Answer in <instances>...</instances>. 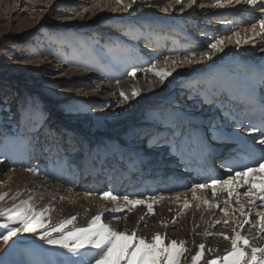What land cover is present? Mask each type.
Masks as SVG:
<instances>
[{
  "label": "rangeland",
  "instance_id": "1",
  "mask_svg": "<svg viewBox=\"0 0 264 264\" xmlns=\"http://www.w3.org/2000/svg\"><path fill=\"white\" fill-rule=\"evenodd\" d=\"M159 1L139 0V3H133L132 0H123L122 4H117L116 0H0V187L7 180V170L27 171L29 168L38 172L48 168L63 182H68L69 178L70 187H82L85 176L82 175L84 167L81 166L85 164H79L83 158L75 160L71 157L75 151L86 153L88 158L90 156L88 170H92L91 165L100 160L103 161L102 165L107 164L109 151L118 154L119 161H132V155L140 153L141 147L144 148V143L148 142L151 126L169 127L170 122L166 119L168 114H176L174 111L180 110L189 114L191 120H196L202 106L197 104L191 108L187 103L192 101H186L188 97L200 100L193 94L192 83L196 81L195 78L183 86L180 78L172 80L168 92L171 93L170 98L163 102L150 101L140 87L135 89L139 95L133 96L131 88L148 81L151 83L150 79L153 78L151 74L145 75L144 69H149L153 62L157 67L159 61L172 56L166 52L170 49L166 42H172L173 38L165 37L163 42L166 44L162 50L154 47L157 43L155 39L171 36L170 31L173 30L178 32L175 26L192 33L191 29L196 26L186 27L175 20L184 11L196 8L199 13L194 21L200 26L193 31L196 37L193 44L199 49L216 39L224 41V50L228 44L233 45V50L237 49L240 46L236 43L237 28L226 29L223 21L205 18L201 11L208 8L206 5L209 2L196 0L188 7V0H182L180 4H175L174 0ZM170 3L172 7L165 12L163 9ZM129 4L131 7H127ZM153 16L164 17L172 23L162 26L160 20L152 19ZM218 16L222 19L224 15ZM140 33L146 36L142 37ZM232 35L235 41L230 43L225 38ZM187 38L194 39L191 36ZM183 39L180 37L185 43ZM171 45L175 47L176 44ZM201 50L208 48L202 47ZM254 50L252 53L259 56ZM177 51L181 54L179 51L183 50ZM236 52L234 50L233 53ZM133 68L141 71L131 76L128 73ZM63 69L77 70L91 76V79L82 83ZM117 81H128L129 94L120 88ZM202 82L197 81L199 87L205 85ZM103 85L115 86L109 98L103 92ZM85 91L88 95H83ZM121 91L128 97L127 100L120 95ZM118 105H127V108L122 111ZM177 123L172 125L177 126ZM15 140L24 141L28 152L12 153L15 145L11 142ZM8 143H11V148L7 146ZM59 150L70 153L60 155L57 154ZM51 156L54 157L53 162H50ZM143 158L146 160L148 156ZM166 164L163 165L167 167ZM92 179L91 182H96L99 178ZM106 186L111 188L109 184ZM2 193L8 195L0 204L8 207L30 197L21 190L10 188ZM13 196L16 197L15 201L12 200ZM31 203L37 209L46 207L33 199ZM47 209L43 229L33 233L19 232L8 244L0 240V264H67L71 254L40 239V233L59 223L54 221L55 216L48 206ZM73 224L87 226L86 223ZM4 231L0 228V233ZM56 235L53 233V236ZM164 241L170 243L167 239ZM177 248H183L179 264H192L190 257L197 251H201L202 255L196 264H207L208 260L224 254L210 257L207 248L193 250L188 243L180 245L177 242ZM83 258L84 264H87L86 256Z\"/></svg>",
  "mask_w": 264,
  "mask_h": 264
},
{
  "label": "bare ground",
  "instance_id": "2",
  "mask_svg": "<svg viewBox=\"0 0 264 264\" xmlns=\"http://www.w3.org/2000/svg\"><path fill=\"white\" fill-rule=\"evenodd\" d=\"M154 1L161 2L159 0ZM219 2L227 3L226 1L222 2V0H219ZM209 5H206V8L207 6L208 8L202 11L204 15L210 11ZM156 7L158 8V6ZM220 11L222 12V10ZM228 25L229 27L232 26L233 22L231 21ZM252 25L245 24L243 26L237 25L235 27L240 31L237 32L238 35L236 36V39L237 41H239L240 46L237 49H234L237 50L235 54L233 53L234 50L232 44H228V47L224 51L219 52L210 49L208 45L205 44H203L202 47H206L208 48V50L203 51L201 50L202 47L201 49L192 48L190 50L191 52H189L191 54H185L187 52H184V50L181 52V54H176L178 53V51L175 49H173V51H167V53L172 54V56H166L165 58H168L167 60L159 61V64H157L156 67V71H168L172 72V75L169 76L163 83H161L160 76L156 75L150 70L148 71V69H144L145 75L151 74V77L153 79L148 78L150 79L151 83L148 81L145 84H141V86H135L131 89L138 90L142 88V90L146 93L147 99H150V101L152 100L155 103L163 102L170 98L171 93L169 94L168 92L171 89L170 87L172 86V80L180 78L183 86V84H186V82H191L190 80H193V77H195V79L196 77L208 79L213 73L219 72L223 73V75H226V77L220 81L219 87L221 90L224 89V92L221 93V98H223L224 102L228 101L230 98L236 95V92L225 91V88L231 85H239L241 83L248 84V73L246 71V65L248 63L247 60L250 59L249 61L257 62L261 59V63L264 64V56L262 55L264 54V51H262L261 55L256 56V54L252 53L255 43L253 44L250 42H245L248 41V39L252 36L262 33V29L260 27L257 26L255 29H253ZM140 35H142V37L146 36V34L144 33H140ZM232 36L231 40L228 39L229 37L225 39H228V41L232 43L235 41L234 35ZM261 37L262 36L260 35L259 38L261 39ZM162 39H165V36L155 39L157 41L156 44L163 45ZM262 39L264 40L263 37ZM251 40L254 39L252 38ZM171 43L173 45L177 44V42H175L173 39ZM243 46L247 48L246 51H244L245 49L242 48ZM241 50H243V54H241ZM201 52H210L213 54L211 55V58H201ZM183 53L185 54L184 56H182ZM192 53H196L195 58H193L195 62L189 64L184 58H192ZM231 55L233 56L231 57ZM171 57L177 61H180V63L173 65L171 63L173 59H169ZM231 60L234 61L229 62ZM232 66H239L242 70L241 74H231L228 67ZM173 69H175V71H173ZM63 70L70 73V77L72 76L75 79H78L77 81H81L82 83L83 81H89L91 79V76L77 70ZM140 71L141 69H138L137 72L139 73ZM118 85L120 86V88H124V91L129 94L128 89H130V84L128 83V81H122L118 83ZM111 86L103 85V92L107 93V98L111 96L110 91H113V87H115ZM210 86L212 87V84H210ZM83 95H88V92L85 91ZM91 96L92 95H90L89 97ZM187 100L192 101V103H187V106L190 105L191 108L193 107V105L195 106L199 104L198 100H191L190 97L186 98V101ZM118 106L122 109V111H125V108H127V105ZM208 112V108H204V110L200 113L206 114ZM183 113V118H185L183 121L187 123L191 116L186 115L185 112ZM213 124L216 127V132L219 134H224L222 132L234 128V124L230 123V120L227 119H220L217 124ZM148 133L150 134L151 131H149ZM170 134L171 133L169 132H165L164 134L158 132H156L155 134L154 132L152 136L153 139L152 141H150L149 145L151 147L153 145V147L156 148V146H158L156 145V142L162 140L164 137H168ZM216 136L217 135H215V137ZM11 143L15 145L13 146L14 148L12 147V153L20 151H22L23 153L28 152V147L24 141L15 140ZM11 143L7 144V146L10 148ZM181 146L183 147V149L177 154L178 156H180V159L184 163L188 161V158H190L189 160L194 161V158L188 156V150H185L187 149V146L185 144H181ZM224 148L225 145L221 148V150H219V152H222ZM211 149L212 146L209 150L211 151ZM172 151L173 150H171V153ZM171 153H158L152 159L146 158V162H149L148 164H156L151 171L159 175V180L156 182L155 180L145 178L144 185L140 186L139 183L135 182L134 185L137 187H135L134 189H128L125 186L123 187V185L114 186L113 189H109L106 186V183L99 190H95L93 187H86V189H84V186H76L75 188H73L69 186V178L67 180L68 182H63L56 176V174L52 173V171H48V168H45L41 169V171L39 172H27L18 169L7 170V172L9 171L7 173V177H5L7 180L5 184L0 187V193L8 188L25 192L27 196H30L33 200H35L36 203H39V205H45L46 207L48 206L52 211V215L55 216L54 221H56V223L75 215L77 216V220L74 221L75 224H88L91 221L92 217L100 214L102 218L101 222L104 221L103 223L111 225L118 231L127 230L129 234H131L133 230H135L137 235H142L146 240L149 241L154 234L159 233L162 238L167 239L170 242L172 240H175L178 243L180 241H184L185 243L191 245V248H194L193 250L199 248L200 243H204L205 248H207L211 253L210 257L223 254L225 253V250H230L232 246L231 238H233L236 233H240L245 237L247 243L241 241V244L242 246L243 244L245 245L244 250L246 253L250 252L251 248L253 247L264 248V231H262L261 227L259 226L261 222L257 215L264 214L260 213L263 212V209H260L259 211H251V209H253L254 207L253 204H249V200H254L256 203L257 199H255L254 196L248 197L245 196L244 193H239L240 191H244L247 189V185L244 184V181L247 180L248 177H233V181L228 185H225V188L228 189V191L221 190L219 186H217L215 194H213V190L211 188L196 189L194 196L192 193V189L194 185L198 184L197 179L189 178L185 170H174L176 169L174 168V165L176 164L172 162L175 159H171ZM200 154L204 155L205 153L201 151ZM206 156L208 159L210 158V155ZM71 157L83 159L88 158L87 154L82 151H75L71 155ZM163 159L165 161H168V163L166 164L167 167H165L166 169H164V167L162 166ZM195 163H197V161ZM1 166L2 163H0V167ZM182 167H184L186 170H189L192 169L193 166L182 165ZM198 169L199 168L196 167L194 173L189 174H193L195 176V173L197 174ZM107 170H109V168L106 167L104 171ZM166 172L171 173L167 175ZM106 175L109 174L106 173ZM250 177L252 179L254 190L258 189L261 183V174L259 172H256L255 174H250ZM92 178L93 177H91L90 179ZM97 178H106L105 173L99 172ZM83 179L84 178H82V180ZM165 179H168L169 182L165 183ZM205 179L208 180L207 177ZM171 180L174 181L171 182ZM121 181L122 179H120V182ZM156 184L159 185L155 187ZM201 184L206 183L202 182ZM79 185H81V182ZM82 185H84V183ZM101 189L103 190L101 191ZM229 191H231V195H229ZM103 192L113 193V195L117 197V200L112 201L110 199H103L101 197V194ZM237 193H239V195H237ZM125 196H127L130 200H143L145 201V203L129 205L124 200ZM205 200L208 201L207 204L204 202ZM148 204L152 205L151 211H149L147 207ZM185 204H188L187 208H185ZM229 204L233 205V207H230ZM241 205L244 206L243 215L239 211ZM225 211H227L228 213L227 216L225 215ZM141 217H143V219H141ZM225 220H227L228 223H224ZM230 220L233 221L230 222ZM246 220H250L251 224H246ZM253 225H255V227ZM242 231H245V233ZM206 233H208V235H206ZM218 233H224L229 238L225 239L223 236L217 235ZM257 255L259 256L260 253H257Z\"/></svg>",
  "mask_w": 264,
  "mask_h": 264
},
{
  "label": "snow or ice",
  "instance_id": "3",
  "mask_svg": "<svg viewBox=\"0 0 264 264\" xmlns=\"http://www.w3.org/2000/svg\"><path fill=\"white\" fill-rule=\"evenodd\" d=\"M116 2L117 4H122L123 0H116ZM132 2L135 3L136 0H132ZM174 2L175 4H180L182 0H174ZM195 2L196 0H188V7H191ZM228 3L232 4V0H228ZM235 4L241 5V0H235ZM244 5L250 6V10L252 11L259 8L260 18L257 20L256 24L252 25V28L255 29L258 24L260 28L264 30V0H244ZM244 5L241 6L243 7ZM216 6L224 7L219 0H217ZM127 7H131V4L127 5ZM170 7H172L171 3L163 10L168 12ZM181 11H183V8H181ZM262 34H264V31H262ZM236 35H238V33ZM228 39L231 40V37ZM236 43L239 44V41H236ZM208 47L219 52L223 51L226 45L223 40L216 39L215 42L209 44ZM212 54L213 53L210 52H201L200 57L211 58ZM195 56L196 53H192V58L185 57L184 59L189 64H192L195 62L193 59ZM167 59L168 58H165V60ZM171 63L176 65L180 63V61L173 59ZM148 70L160 76L161 83L172 75V72L168 71L157 72L155 62L150 65ZM137 71L136 68H133L128 74L135 76ZM173 71H175V69H173ZM117 83H119V81H117ZM257 84L260 86V91L262 93L260 96V103L262 106V121H264V65L260 68V76ZM132 94L133 96H137L139 92L133 90ZM120 95L123 96L125 100L128 99L123 91H121ZM251 98L256 99V85L252 86ZM166 119L170 124L175 125L177 121H183L185 118L175 113H170ZM187 123L190 125L191 121L188 120ZM208 130L213 133L214 138L216 127L213 123L209 122ZM258 130H264V124H262L260 129L255 125H250V131L252 133ZM191 135L192 133L189 131V137H191ZM256 143L262 146V151H264V139H259ZM172 146L175 148L176 144L173 143ZM0 159H2V157H0ZM27 171L34 172L36 170L29 168ZM228 171L231 173L233 169L230 168ZM256 172L261 174V183L259 188L254 190L250 174H255ZM235 176L248 177V179L244 181V184L247 185V190L244 192L245 196H256L261 201H264V157L256 162L255 167H245L243 171L236 172ZM232 181V175L222 180L213 179L210 183L194 185L192 193L195 196L196 189L211 188L213 194H215L217 186L223 191H228L225 185H228ZM231 194V191H229V195ZM7 195L8 193H0V202L4 201ZM237 195H239V193H237ZM101 197L112 201L117 200V197L111 192H103ZM12 200L15 201L16 197L13 196ZM31 200V197L27 200H20L19 203H13L11 207L0 204V228L5 230L3 233H0V240L5 244H8L9 240L19 232L33 233L36 232L37 229H43L45 227V216L48 212L47 207L37 209L35 205L31 203ZM124 200L129 205L145 203L143 200H130L127 196L124 197ZM204 202L206 204L208 203L207 200ZM254 203V200H249L250 205ZM147 207L149 211H151L152 205L148 204ZM187 207L188 204H185V208ZM239 211L242 215L244 214L243 205H241ZM225 215H228L227 211H225ZM257 215L261 222L259 226L261 230L264 231V214ZM101 219L100 214L95 215L87 226L78 227L73 224V222L77 220V216H70L57 224L51 225L47 231L40 233V239L44 240L49 245H57L71 254L67 264H84L83 257L85 256L87 264H179V256L183 248H177V241L172 240L170 243H165L164 238H162L159 233L154 234L149 241L146 240L144 236L137 235L135 230H133L131 234H129L127 230L118 231L111 225L101 222ZM141 219H143V217H141ZM224 223H228V221L225 220ZM245 223L251 224V221L246 220ZM69 225H73V227L69 229ZM253 226L255 227V225ZM53 233H57L58 235L53 236ZM206 235H208V233H206ZM217 235H221L225 239L229 238L224 233H218ZM241 241L247 243L243 235L236 233L235 236L231 238V249L225 250L222 256L208 260L207 264H253V262L254 264H264V248L253 247L250 252L246 253ZM179 243L183 245L185 242L180 241ZM204 248V243H200L199 249L203 250ZM257 253H260V255L258 256ZM201 255V251H197L195 255H192L190 257L192 264H196Z\"/></svg>",
  "mask_w": 264,
  "mask_h": 264
}]
</instances>
